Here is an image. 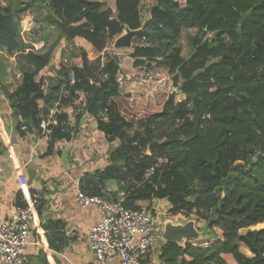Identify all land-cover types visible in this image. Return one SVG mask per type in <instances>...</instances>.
Segmentation results:
<instances>
[{
  "label": "trees",
  "instance_id": "obj_1",
  "mask_svg": "<svg viewBox=\"0 0 264 264\" xmlns=\"http://www.w3.org/2000/svg\"><path fill=\"white\" fill-rule=\"evenodd\" d=\"M104 1L0 0V46L9 54L26 50L34 67L7 94L18 130L43 133L50 151L90 115L115 146L108 165L83 174L81 192L105 196L114 180L127 208L165 199L169 213L195 217L212 234V241L162 242L157 264H264V0H153L136 37L146 43L127 51L125 73L150 84L177 74L180 82L160 110L140 118L122 113L121 62L103 52L125 25H142L143 0H114V9ZM48 3L73 22L49 15L53 43L46 34L26 40L21 27ZM189 29L197 32L183 57L181 33ZM60 40L66 48L50 64L43 53ZM162 64L165 74L156 73ZM27 200L38 212L37 198ZM150 257L149 249L140 264Z\"/></svg>",
  "mask_w": 264,
  "mask_h": 264
},
{
  "label": "crops",
  "instance_id": "obj_2",
  "mask_svg": "<svg viewBox=\"0 0 264 264\" xmlns=\"http://www.w3.org/2000/svg\"><path fill=\"white\" fill-rule=\"evenodd\" d=\"M104 8L110 7L105 5ZM32 15L28 24L20 29L26 30L22 31V35L28 41L34 37H37L35 42L41 41V37L46 34L45 28L48 34L56 33L53 24L45 19L49 15L65 24L73 22L51 3L38 12L32 11ZM35 24L38 28H35ZM48 43L53 42L47 39ZM62 44L63 41L61 44L58 42L51 51L43 53L49 58L50 64L57 62V56L54 57L53 53L58 45L60 50ZM0 65L3 66L0 68V82L7 86L9 92L20 86L24 72H31L34 68L26 50L9 54L2 46ZM14 69L21 73V80L16 83L12 75L16 72ZM50 82L47 78L45 85ZM20 121L21 118L13 112L7 94L0 90V218L19 201L34 196L38 200L39 210L32 229L31 243L25 249V264H90L94 257L88 246L87 234L98 220L100 210L96 207H79L75 195L84 173L109 164L108 152L112 145L106 142L104 135L96 129L94 119L88 114L72 139H57L50 145V151L47 137L39 132L19 131L17 124ZM105 189L119 190L122 184L108 180ZM162 201L169 204L165 199H153L139 201L138 205L159 204ZM202 231L205 232L204 238L212 241L209 230L204 228ZM216 232L220 239L221 231L217 229ZM159 246L156 243L150 249L151 264L158 263ZM242 250L250 255L246 249Z\"/></svg>",
  "mask_w": 264,
  "mask_h": 264
},
{
  "label": "built area",
  "instance_id": "obj_3",
  "mask_svg": "<svg viewBox=\"0 0 264 264\" xmlns=\"http://www.w3.org/2000/svg\"><path fill=\"white\" fill-rule=\"evenodd\" d=\"M124 199L123 189H109L105 196H90L77 190L75 201L79 207L100 210L98 220L87 234L94 257L90 264H140L139 257L163 240L167 211L158 204L129 209ZM25 202L12 206L0 218V264H25V249L31 243L37 219L35 200Z\"/></svg>",
  "mask_w": 264,
  "mask_h": 264
},
{
  "label": "rangeland",
  "instance_id": "obj_4",
  "mask_svg": "<svg viewBox=\"0 0 264 264\" xmlns=\"http://www.w3.org/2000/svg\"><path fill=\"white\" fill-rule=\"evenodd\" d=\"M105 5H107L110 8H114V6L112 5V3H114V0H112V3L110 2V0H105ZM153 2V0H143V5L141 8V14L143 16V20L145 18H147V8L148 6ZM37 16V14H36ZM35 17V16H34ZM45 32H46V36L48 35V40L50 43H52V41L55 39L56 37V33H50L48 34L47 29L45 28ZM196 30L195 29H189V30H183V32L181 33V44H182V55L183 57H187L189 54V48H188V40L191 37H194L196 35ZM31 41H36L37 37L35 38H30ZM64 44H62L60 46V50L58 49V46L56 48V52L54 51L53 56L56 57L55 60L58 61V59H60L61 57V52L66 48L65 46V41L62 40ZM62 41H59V43L61 44ZM112 43L113 41L110 42V45L104 50L103 54L105 56L108 55H116L119 57L120 62H121V66H122V73L119 76V81H120V93L122 94V99H121V104H120V108L122 109V113L124 115H130L133 116L134 118H140L146 114H149L151 112L154 111H158L161 108V105L166 97V95L168 93H170L171 91H174L175 88L179 85L180 82V78L179 75L177 74H173V75H168V76H164L159 80L153 81L151 84L150 82L152 81L151 79H146L145 81L142 80L140 77H133L131 76V74L129 73H125L128 72V70H126L127 68L130 69V60L127 58L128 56H126L127 51L131 50V49H114L112 47ZM146 41L145 40H138L137 38H135L133 40V45H142L145 44ZM91 56L94 57V52L90 53ZM109 57V56H108ZM126 61H129L127 63H125ZM55 63V62H53ZM166 66L164 64L159 65L155 68V72L159 73V74H165V70H166ZM11 69V68H10ZM13 69V67H12ZM16 72L17 70L14 69ZM12 73V75H14V81L15 83L19 80H21V73L17 72V73ZM172 80L173 83L174 81L176 82L175 85H172ZM156 86L155 88H152ZM153 89V90H151ZM112 147L115 146V144H111ZM111 147V146H110ZM111 147V148H112ZM162 208H164V210L167 211V215L164 217V219L166 220L165 223L167 222H171L173 224H184L185 222H187L188 220H193L195 223V227L197 228V230H201L202 228V222L201 221H197V219L195 217H191V218H186L185 216H183L182 214H171L169 213V209H170V204H167L166 202L164 203V201L159 202V204ZM261 227V225L257 226ZM217 229L215 230L214 233L216 232ZM220 231V230H219ZM211 234V233H210ZM209 234V235H210ZM206 239V238H205ZM162 242H164L163 240H159L157 242V245L161 244Z\"/></svg>",
  "mask_w": 264,
  "mask_h": 264
},
{
  "label": "water",
  "instance_id": "obj_5",
  "mask_svg": "<svg viewBox=\"0 0 264 264\" xmlns=\"http://www.w3.org/2000/svg\"><path fill=\"white\" fill-rule=\"evenodd\" d=\"M148 18V17H147ZM147 18L143 20L142 25L137 29H130L127 25L124 26V31L120 35L114 38L112 47L114 49H131L133 47V40L142 32L144 29ZM176 82L174 81L173 85ZM0 90L3 93L8 94L9 89L7 86L0 82ZM83 122V119H82ZM218 189H216L217 191ZM218 195H220L218 193ZM205 232L197 230L193 220H188L184 224H173L167 222L164 225L162 239L164 241L176 242L178 244H183L186 240L199 241L204 236Z\"/></svg>",
  "mask_w": 264,
  "mask_h": 264
}]
</instances>
